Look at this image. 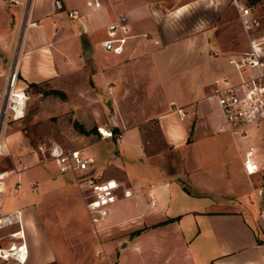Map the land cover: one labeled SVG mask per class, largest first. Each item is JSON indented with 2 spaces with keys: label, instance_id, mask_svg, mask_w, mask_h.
I'll list each match as a JSON object with an SVG mask.
<instances>
[{
  "label": "crops",
  "instance_id": "crops-1",
  "mask_svg": "<svg viewBox=\"0 0 264 264\" xmlns=\"http://www.w3.org/2000/svg\"><path fill=\"white\" fill-rule=\"evenodd\" d=\"M243 1L261 21L253 5ZM19 5L12 7L7 0H0V71L12 51L9 38L19 19ZM70 8H77L81 15L69 17ZM119 13L127 15L134 35L128 38L124 51L115 54L105 50L100 41L106 37L108 23ZM26 17L35 23L24 27L18 39L22 47L19 73L24 83L54 79L70 67L75 72L87 59L99 80L103 77L119 86V98L136 100L144 95L161 101L163 109L156 118L163 147L184 153L182 177L176 170L162 167L154 179L131 180L133 195L120 197L118 214L101 223L113 233L112 239L103 245L89 239L82 242L90 257L79 251L59 254L48 223L38 226L27 220L23 209L29 246L26 264H98L93 258L99 248L104 249L107 264H264V215L259 213L264 208V168L253 174L244 170V151L236 145L248 136L250 128L247 134L234 137L216 132L219 111L206 97L216 78L229 75L237 79L227 53L248 44L231 0H100L99 6L86 0H31ZM96 30L99 33L90 37ZM213 50L220 54L212 55ZM166 74L171 77L168 85L174 86L168 99ZM161 95L163 98L157 99ZM175 106L186 111L182 120ZM260 122L262 133L252 130L258 140L259 135L264 137V118ZM139 136L138 147L144 140ZM6 140L16 165L36 161L29 141L19 133L6 130ZM262 146L264 150V143ZM257 156L264 158L259 152ZM187 165L193 170L189 179L195 192L186 185ZM214 170L217 175H209ZM253 175L257 178L252 179ZM35 181L41 184V180ZM147 183L157 191L151 190L145 201L143 187ZM117 243L125 246L111 258Z\"/></svg>",
  "mask_w": 264,
  "mask_h": 264
},
{
  "label": "rangeland",
  "instance_id": "rangeland-1",
  "mask_svg": "<svg viewBox=\"0 0 264 264\" xmlns=\"http://www.w3.org/2000/svg\"><path fill=\"white\" fill-rule=\"evenodd\" d=\"M248 1L260 16L259 29L264 30V0ZM11 6L15 7L12 3ZM19 6L21 8L19 19L15 20L12 26L15 29L13 30L15 36L13 37L12 31L10 32L11 38H9L12 42V51L8 60L3 62L5 64L2 65L0 71V89L4 84L9 61L21 49L18 39L23 30L24 23L22 22L26 7ZM231 23L232 21L227 22L228 25ZM98 33L99 31L96 30L91 33L90 37L93 38ZM88 63L87 59L82 62L75 71L77 75L70 67L58 73L56 78L37 80L34 85L29 82L24 83L19 73L18 85L24 89L27 98L22 116L17 119L9 117L6 130L7 133L13 130L19 133L24 140L29 141L30 150L36 153L37 158L34 163H26L25 169L20 173L21 187L18 193L13 194L5 191L2 196V204L4 210L15 207L24 209L26 219L34 221L38 226L41 222H47L51 229L49 233L54 237L53 245L59 254L70 255L72 251H79L82 255L90 257V254L85 253L87 247L82 242L87 243L86 241L89 239L103 245L104 242L112 239L113 233L103 225L113 220L118 214L120 203L117 201L111 205L110 213L102 222L103 225L101 223L94 225L85 208L87 192L84 177L125 179L133 191L132 179L134 181L147 177L154 179V175L159 173L158 170L162 167L171 171L176 170L174 173L179 172L182 177L181 168L184 166V153L181 149L163 147L156 118V115L163 109L161 101L147 99L144 95H140L142 98L136 100L119 98V94L116 93L119 86L103 77L99 80L95 76V72L89 69ZM169 76L163 75L166 82L164 87L167 99L172 94L171 89L174 87L168 85V78H171ZM53 88L62 90L65 96L53 93L51 91ZM209 93L210 89L207 94ZM162 98L163 95L157 97V99ZM147 110L149 111L145 113ZM134 113L137 116H133ZM123 114L126 116L123 117ZM261 122H251L245 126V133L247 134L249 128L250 133L247 137H243L244 139L239 145H236L237 148L245 151L252 146L256 152H259L260 157L264 156L262 148L264 137L259 135L258 140L252 135L253 131L262 133L260 131ZM77 124H81L89 132L82 133ZM99 127L111 130L112 136H103ZM216 132L219 131L216 130ZM139 133L144 140L138 147ZM221 133L234 137V134L229 131ZM54 141L60 143L64 148L82 149L84 155L92 159L87 171L60 172L46 150V147ZM236 146L234 144V148ZM14 163L16 164L11 155H7L2 158L1 167L10 168L15 166ZM190 167L187 165L186 185L188 189L195 192L189 179L190 173L193 172V170H189ZM20 168L22 167L20 166ZM209 175L216 176V170L211 171ZM17 177V172L9 174L6 179L8 187L12 186ZM35 178L41 180L40 185L37 181L34 182ZM256 178L257 176H252V179ZM181 183L185 184L184 180ZM146 185L148 186L143 187L145 188V201L151 190L157 191V187H149L148 183ZM149 201L152 202V198ZM38 229H35L36 235L40 231ZM124 246L125 244H115L111 258H114L115 253ZM104 255V249L99 248L93 259L98 264H107Z\"/></svg>",
  "mask_w": 264,
  "mask_h": 264
},
{
  "label": "built area",
  "instance_id": "built-area-1",
  "mask_svg": "<svg viewBox=\"0 0 264 264\" xmlns=\"http://www.w3.org/2000/svg\"><path fill=\"white\" fill-rule=\"evenodd\" d=\"M12 4L26 7V16L30 9L31 0H7ZM87 4L99 6L100 0H86ZM236 8L243 31L248 38L245 49L227 53V61L237 73V79L229 75H222L213 82L207 99L214 102L219 111L217 131H229L233 134H244L245 126L249 122H259L264 118V30L259 29L260 21L251 13V8L243 0H231ZM71 18H78L81 14L77 8L67 10ZM25 16L24 27L34 24ZM134 34L124 13H119L108 23L106 37L100 43L105 50L115 54L124 51L125 43ZM144 35H147L144 33ZM21 46V41H18ZM7 66L4 84L0 89V264H26L29 257V246L26 236L23 209L15 207L4 210L2 196L4 192L16 194L19 191L20 178L17 177L11 187L7 185V177L12 172H21L25 163L10 168H2V158L10 155L6 140V128L9 117L17 119L22 116L27 95L24 89L17 91L16 83L19 79V61L22 47ZM212 55H219L220 51L213 50ZM19 100H22L21 105ZM19 105V109L16 106ZM174 106V102H170ZM182 120L186 111L182 106H175ZM100 133L105 137L112 136L111 130ZM46 150L55 161L58 170L62 173L87 171L91 158L84 155L80 148H64L60 143H50ZM251 146L244 151L242 166L248 174L261 171L264 166ZM20 166L22 168H20ZM86 185L85 208L94 225L102 223L110 213V207L120 197L133 195L127 182L115 177L99 178L96 176L84 177ZM155 204V199H152ZM259 213L264 215V208Z\"/></svg>",
  "mask_w": 264,
  "mask_h": 264
},
{
  "label": "trees",
  "instance_id": "trees-1",
  "mask_svg": "<svg viewBox=\"0 0 264 264\" xmlns=\"http://www.w3.org/2000/svg\"><path fill=\"white\" fill-rule=\"evenodd\" d=\"M31 84L34 85L35 83H34V82H31ZM51 91H52L53 93L61 94L62 97L65 96V94H64V92H63L62 90H58V89L53 88ZM77 127H78L79 131H81L82 133H88V132H89V130L84 129L83 126H82L81 124H77ZM115 129H116V128H115Z\"/></svg>",
  "mask_w": 264,
  "mask_h": 264
},
{
  "label": "bare ground",
  "instance_id": "bare-ground-1",
  "mask_svg": "<svg viewBox=\"0 0 264 264\" xmlns=\"http://www.w3.org/2000/svg\"><path fill=\"white\" fill-rule=\"evenodd\" d=\"M16 87H17V91L19 92V93H21V87L18 85V81H17V83H16ZM21 102H23L22 100H19V103H20V105H21ZM16 109L18 110L19 109V105H17L16 106ZM103 132H105L106 130L105 129H101ZM92 160V159H91Z\"/></svg>",
  "mask_w": 264,
  "mask_h": 264
}]
</instances>
